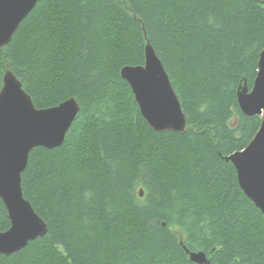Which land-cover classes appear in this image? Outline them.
Masks as SVG:
<instances>
[{
  "label": "trees",
  "instance_id": "trees-1",
  "mask_svg": "<svg viewBox=\"0 0 264 264\" xmlns=\"http://www.w3.org/2000/svg\"><path fill=\"white\" fill-rule=\"evenodd\" d=\"M148 42L183 133L154 131L121 76L145 65ZM263 50V0H40L0 49V90L10 70L37 109L75 98L81 112L22 176L47 235L0 264H197L186 250L208 264H264V214L225 160L261 127L237 94L253 88ZM10 227L0 198V232Z\"/></svg>",
  "mask_w": 264,
  "mask_h": 264
},
{
  "label": "water",
  "instance_id": "water-1",
  "mask_svg": "<svg viewBox=\"0 0 264 264\" xmlns=\"http://www.w3.org/2000/svg\"><path fill=\"white\" fill-rule=\"evenodd\" d=\"M40 0H0V49L8 46L22 22L32 13ZM264 1V0H263ZM145 65L125 66L122 78L131 86L140 112L156 132L183 133L188 128L187 116L172 86L170 77L150 42L145 47ZM146 75H143L145 74ZM5 97L0 112V140H2L6 171L11 175L10 185L0 193L11 227L0 232V255H12L48 233L46 222L36 213L31 202L24 197L22 176L26 171L30 154L36 148L54 150L61 147L67 134L81 112L75 98L48 109H37L31 96L24 90L16 75L7 70L3 78ZM238 102L247 116H261L262 124L252 142L242 151L225 158L237 170L241 189L264 214V50L259 59V71L253 88L244 81L238 89ZM20 97V99H18ZM71 106L69 121L62 113L64 105ZM248 157L244 167L241 161ZM144 191H141V197ZM38 227H32V222ZM192 262L208 264L204 252L190 253Z\"/></svg>",
  "mask_w": 264,
  "mask_h": 264
},
{
  "label": "snow or ice",
  "instance_id": "snow-or-ice-1",
  "mask_svg": "<svg viewBox=\"0 0 264 264\" xmlns=\"http://www.w3.org/2000/svg\"><path fill=\"white\" fill-rule=\"evenodd\" d=\"M143 75H146V73ZM11 92L12 91L6 93L4 90V92L0 94V112H2L3 110L5 97L9 96ZM18 99H20V97ZM62 113L69 121L71 120L72 118L71 106L68 103L64 105ZM247 160H248V157L245 155L244 159L241 161L242 167H244V164L247 162ZM10 183H11V175L9 172L6 171V168H5L2 140H0V193H4L5 186L10 185ZM31 226L38 227V223L33 221ZM3 243H4V240H0V245H2Z\"/></svg>",
  "mask_w": 264,
  "mask_h": 264
},
{
  "label": "bare ground",
  "instance_id": "bare-ground-1",
  "mask_svg": "<svg viewBox=\"0 0 264 264\" xmlns=\"http://www.w3.org/2000/svg\"><path fill=\"white\" fill-rule=\"evenodd\" d=\"M27 247V246H26Z\"/></svg>",
  "mask_w": 264,
  "mask_h": 264
}]
</instances>
